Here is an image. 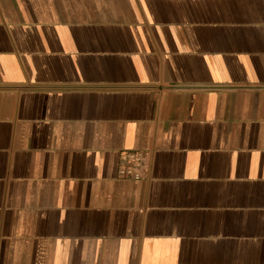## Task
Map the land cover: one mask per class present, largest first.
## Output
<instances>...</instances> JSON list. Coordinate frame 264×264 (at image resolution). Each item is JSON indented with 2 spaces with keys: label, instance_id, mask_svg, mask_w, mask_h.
<instances>
[{
  "label": "crops",
  "instance_id": "crops-1",
  "mask_svg": "<svg viewBox=\"0 0 264 264\" xmlns=\"http://www.w3.org/2000/svg\"><path fill=\"white\" fill-rule=\"evenodd\" d=\"M0 264H264V0H0Z\"/></svg>",
  "mask_w": 264,
  "mask_h": 264
},
{
  "label": "built area",
  "instance_id": "built-area-1",
  "mask_svg": "<svg viewBox=\"0 0 264 264\" xmlns=\"http://www.w3.org/2000/svg\"><path fill=\"white\" fill-rule=\"evenodd\" d=\"M147 171V159L143 152L125 154L119 168V176L135 182L144 179Z\"/></svg>",
  "mask_w": 264,
  "mask_h": 264
}]
</instances>
